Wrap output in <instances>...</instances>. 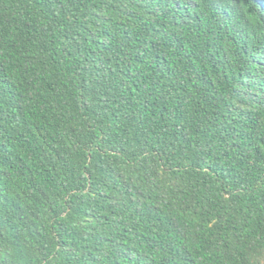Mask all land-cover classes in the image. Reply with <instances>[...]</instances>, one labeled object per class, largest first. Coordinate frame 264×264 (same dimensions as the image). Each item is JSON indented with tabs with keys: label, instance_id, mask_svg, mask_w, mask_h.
Segmentation results:
<instances>
[{
	"label": "trees",
	"instance_id": "trees-1",
	"mask_svg": "<svg viewBox=\"0 0 264 264\" xmlns=\"http://www.w3.org/2000/svg\"><path fill=\"white\" fill-rule=\"evenodd\" d=\"M0 264H264V0H0Z\"/></svg>",
	"mask_w": 264,
	"mask_h": 264
}]
</instances>
